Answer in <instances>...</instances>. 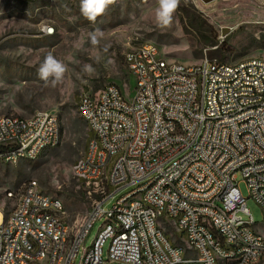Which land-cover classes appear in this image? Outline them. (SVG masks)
I'll list each match as a JSON object with an SVG mask.
<instances>
[{
  "label": "built area",
  "instance_id": "2783aa9c",
  "mask_svg": "<svg viewBox=\"0 0 264 264\" xmlns=\"http://www.w3.org/2000/svg\"><path fill=\"white\" fill-rule=\"evenodd\" d=\"M142 56L124 54L125 71L134 81L127 103L121 86L110 84L79 98L80 116L92 134L90 147L77 161L74 177L93 199L89 221L72 239L68 264H264V232L247 208L240 185L264 211V59L225 63L205 58L190 65L169 60L154 43L139 44ZM18 135L24 148L9 145ZM62 122L58 115L37 112L26 117L0 116V157H36L42 145L59 146ZM105 151H113L105 166ZM100 169H108V190L97 188ZM24 184L20 210L7 215L0 241H8L4 264H27L43 248L40 233L61 236L66 224L53 225L58 213L42 193ZM132 190L105 209L115 194ZM16 193V192H15ZM145 201V208H130ZM50 209V216H43ZM183 215V222H174ZM103 220L102 239L89 248L86 241ZM202 221H212L203 230ZM184 228L193 248L167 240L165 224ZM110 242L107 261L104 245Z\"/></svg>",
  "mask_w": 264,
  "mask_h": 264
},
{
  "label": "rangeland",
  "instance_id": "374dc122",
  "mask_svg": "<svg viewBox=\"0 0 264 264\" xmlns=\"http://www.w3.org/2000/svg\"><path fill=\"white\" fill-rule=\"evenodd\" d=\"M157 7V0H115L90 22L80 12V0H0V116L28 118L50 112L58 115L63 129L61 144L38 160L17 165L0 161V209L7 215L16 205L7 194L18 193L29 181H37L43 193L62 200L66 221L74 229L89 214L93 199L73 176L90 141L88 124L77 105L83 93H97L110 84L121 86L126 99L131 96L135 84L124 66L130 47L154 43L169 60L190 66L211 60L212 53L220 50L216 58L229 64L264 59V0H181L168 27L157 24ZM96 29L104 35L92 45L90 34ZM49 54L67 67L56 84L51 77L45 83L38 76ZM85 64L95 71L85 72ZM240 189L254 221L262 226L264 211L249 198L245 183ZM131 190L118 191L105 209ZM102 224L103 220L95 224L86 248ZM165 228L181 244L174 225L167 223ZM109 245L107 241L103 248L104 261Z\"/></svg>",
  "mask_w": 264,
  "mask_h": 264
},
{
  "label": "bare ground",
  "instance_id": "6f19581e",
  "mask_svg": "<svg viewBox=\"0 0 264 264\" xmlns=\"http://www.w3.org/2000/svg\"><path fill=\"white\" fill-rule=\"evenodd\" d=\"M157 46V45H156ZM131 54L134 56H142V47H132ZM190 70H197V66H190ZM120 103H127L125 96H120ZM77 110L79 111V102L77 105ZM11 119H19L20 117L9 115ZM26 122H34V115L26 118ZM9 145L16 148H24V140L18 138V135H11L9 137ZM0 147H6V140L0 139ZM57 145L45 144L39 148L36 157H17V159H7V157H0V161L5 164L17 165L23 160H38L43 153L50 149L56 148ZM90 147V141L88 143L86 151ZM113 164V151H105V166H112ZM81 182V177H76ZM109 174L108 169H100L98 173L97 188L99 191L108 190ZM32 191L35 193H42L40 186L37 181L32 183ZM9 199H15L16 205L14 210H20L19 200H23V190L18 193L9 192L7 194ZM43 199L45 202H49V207L56 210L58 213L53 217V225H64L66 224V229H64L61 236L47 235V233H40V240H43V248L39 249V257L37 259H27V264H68V256L72 248V239L78 236L82 230V223L89 221V214L83 220V222L76 226L75 229L70 226L66 221L67 213L65 211L64 204L61 199L47 195L43 193ZM130 208H145V201H130ZM1 210V209H0ZM43 216H50V209H43ZM174 222H183V215H174ZM8 225V218L0 211V226ZM203 230H212V221H202ZM176 234L181 235L183 246L186 248H193V240L188 233H184V228H175ZM102 234H104V227L101 226L96 239H102ZM167 240L174 241L173 237L167 233ZM9 251L8 241H0V264H4V258H6ZM158 264V263H150ZM181 264H199L196 259H188L186 261H181ZM223 264H236V260H223ZM244 264H257V262H250Z\"/></svg>",
  "mask_w": 264,
  "mask_h": 264
},
{
  "label": "clouds",
  "instance_id": "9594fccd",
  "mask_svg": "<svg viewBox=\"0 0 264 264\" xmlns=\"http://www.w3.org/2000/svg\"><path fill=\"white\" fill-rule=\"evenodd\" d=\"M181 0H157L155 17L160 27H168L172 24L174 13L180 6ZM115 3V0H80V12L90 22H95L97 17L102 15L106 9ZM103 31L96 29L90 34V42L92 45H98L100 38L103 37ZM83 70L89 74L95 70L91 65L85 64ZM66 65L57 60L53 55L49 54L45 57L43 63L38 68V76L47 83L52 78V83L60 82L65 72Z\"/></svg>",
  "mask_w": 264,
  "mask_h": 264
},
{
  "label": "trees",
  "instance_id": "16d2710c",
  "mask_svg": "<svg viewBox=\"0 0 264 264\" xmlns=\"http://www.w3.org/2000/svg\"><path fill=\"white\" fill-rule=\"evenodd\" d=\"M221 53H222V51L220 50V51H214L213 53H212V55H211V59H217L219 56H221ZM217 57V58H216ZM92 136V134H91V132H90V137ZM89 140H90V138H89ZM88 140V141H89Z\"/></svg>",
  "mask_w": 264,
  "mask_h": 264
}]
</instances>
